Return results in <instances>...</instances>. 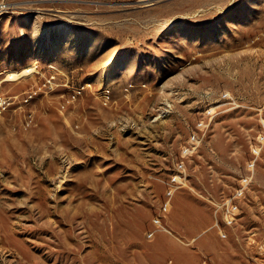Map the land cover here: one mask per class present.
I'll use <instances>...</instances> for the list:
<instances>
[{
    "label": "rangeland",
    "instance_id": "374dc122",
    "mask_svg": "<svg viewBox=\"0 0 264 264\" xmlns=\"http://www.w3.org/2000/svg\"><path fill=\"white\" fill-rule=\"evenodd\" d=\"M0 264H264V0H0Z\"/></svg>",
    "mask_w": 264,
    "mask_h": 264
}]
</instances>
